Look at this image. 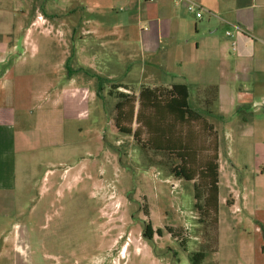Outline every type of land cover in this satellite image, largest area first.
<instances>
[{
    "label": "rangeland",
    "instance_id": "rangeland-1",
    "mask_svg": "<svg viewBox=\"0 0 264 264\" xmlns=\"http://www.w3.org/2000/svg\"><path fill=\"white\" fill-rule=\"evenodd\" d=\"M46 1L62 8L49 7L39 18L30 14L31 19H37L31 38L46 43L44 72L63 92L58 95L52 89L41 101L51 111L59 102H48L60 100L58 110L67 121H32L28 127L32 132L30 147L37 152L28 154L27 159L18 158L16 198L23 204L15 215L14 235L26 255H19L15 248L12 256L16 264H194L198 252L206 253L201 264H235L229 259L234 249L233 231L242 235L243 228L244 248L250 251L236 259L242 264V260L258 264L253 238L255 215L264 211L262 203L256 198L242 213L229 208L236 191L245 195L257 187L258 195L263 193L264 179L256 180L246 172L256 163H264L262 95L240 87L243 98L249 102L253 96L256 105L227 108L224 116L207 117L204 113L213 111L215 88L196 95L189 86L191 108H203L220 144L219 222L215 224L210 217L202 223L195 206L194 182L172 173L179 159L144 148L133 135L122 134L115 126L116 93L125 89L111 90L112 84L123 85L127 93L138 96L143 87L165 80L164 75L149 66L143 70L137 38L132 46L116 37L109 39L110 30L101 26L106 20L115 24L113 14L89 11V0ZM226 30L220 28L218 36L226 38L230 33ZM18 35L24 37L22 32ZM188 35L196 37L193 30ZM61 64L67 80V64L72 68V85L60 79ZM211 74L217 81L222 79L215 69ZM178 81L172 75L166 77V82ZM137 128L134 123L132 129ZM199 133L207 146L211 138ZM142 139H147L145 133ZM231 161L241 167L233 169ZM235 173L237 187L233 184ZM239 217L243 228L234 225ZM148 223L154 232L146 238ZM168 228L175 231L174 236Z\"/></svg>",
    "mask_w": 264,
    "mask_h": 264
},
{
    "label": "crops",
    "instance_id": "crops-1",
    "mask_svg": "<svg viewBox=\"0 0 264 264\" xmlns=\"http://www.w3.org/2000/svg\"><path fill=\"white\" fill-rule=\"evenodd\" d=\"M4 3L0 2V263L10 259L9 264H16L12 256L15 248L19 249V255H26L20 240L14 235L15 215L21 211L23 204L16 198L19 189L18 158H26L28 154L37 152L36 148L30 147L29 136L32 132L28 127L32 121H67L65 114L58 110L60 100L48 102H59L58 107L50 108L51 111H47L42 104L41 100L48 91L55 89L61 95L63 90L56 84L52 85L54 79L48 80L49 76L44 72L46 43L31 38L37 19L35 16L31 19L30 14L39 18L49 7L53 10H61L62 7L50 6L46 0H12ZM189 5H195L197 11L188 13ZM89 11L114 15L111 19L115 24H109L106 20L102 23L104 26L100 25L110 30L109 39L116 37L117 41L123 40L124 45L132 46L137 38L143 70L149 66L151 71H158L165 77L159 84L146 87L171 88L176 84H185L189 99V86L196 95L215 88L217 98L212 106L214 112L204 113L207 117L224 116L223 110L227 108H242L249 103L256 105L253 96L249 102L243 98L240 87L250 88L255 94L260 93L264 102V0H89ZM120 12L124 14L120 15ZM198 12L202 14L200 18L197 17ZM17 15L21 20L17 19ZM220 28L227 29L230 36L219 37ZM114 30L119 31L115 33ZM192 30L197 38L188 35ZM18 32L24 33V37H19ZM60 66V79L72 85L73 78L67 80L64 74L66 68L63 64ZM213 69L219 71L221 80L213 78ZM169 75L179 81L166 82ZM203 100L208 102L205 97ZM202 110L196 108L193 111L205 117ZM54 146L58 144L54 143ZM220 159L221 155L219 162ZM231 163L235 167L233 169L241 167L233 161ZM246 172L256 180L264 179V163H256L252 168H246ZM236 173L234 187L238 186ZM25 175H28L27 171ZM26 184L23 188H26ZM255 189L245 195L236 191L234 203L229 209L245 212V208L256 198L264 209V185L260 196ZM259 214L255 215L253 253L258 264H264V211L262 215ZM242 219L235 218L234 225L243 228ZM243 230L242 235L237 234L236 229L233 231L234 249L230 250L229 259L234 260L235 264H242L236 256L240 259L250 251L244 248L246 230ZM242 262L244 264V260Z\"/></svg>",
    "mask_w": 264,
    "mask_h": 264
},
{
    "label": "trees",
    "instance_id": "trees-1",
    "mask_svg": "<svg viewBox=\"0 0 264 264\" xmlns=\"http://www.w3.org/2000/svg\"><path fill=\"white\" fill-rule=\"evenodd\" d=\"M67 70L68 76L72 77L73 71L69 64ZM111 88L116 91L121 88L128 90L125 86L115 84ZM214 94V98H217L216 91ZM116 96L115 126L119 132L133 135L144 148L176 156L180 163L172 169V173L178 178L194 182L195 206L201 222L212 217V221L218 224L219 138L214 126L190 108L187 85L176 84L171 88L145 87L138 96L124 92L116 93ZM134 123L138 124L136 130L132 129ZM199 131L211 138L207 146L201 142ZM144 133L146 140L142 139ZM167 231L172 236L175 235L173 229L168 228ZM153 232L151 224H146L144 236L148 238ZM157 232L160 233L159 230ZM205 258V252H198L193 256V262L201 264Z\"/></svg>",
    "mask_w": 264,
    "mask_h": 264
},
{
    "label": "built area",
    "instance_id": "built-area-1",
    "mask_svg": "<svg viewBox=\"0 0 264 264\" xmlns=\"http://www.w3.org/2000/svg\"><path fill=\"white\" fill-rule=\"evenodd\" d=\"M188 9H189V11H193V12L197 11L195 5H189V6H188ZM201 16H202V14H201L200 12H198V13H197V17L200 18ZM228 36H230V33H228Z\"/></svg>",
    "mask_w": 264,
    "mask_h": 264
}]
</instances>
